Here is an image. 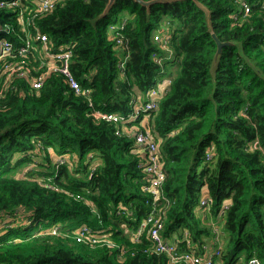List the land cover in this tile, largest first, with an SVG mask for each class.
Returning <instances> with one entry per match:
<instances>
[{
    "label": "trees",
    "instance_id": "trees-1",
    "mask_svg": "<svg viewBox=\"0 0 264 264\" xmlns=\"http://www.w3.org/2000/svg\"><path fill=\"white\" fill-rule=\"evenodd\" d=\"M197 1L115 0L104 14L109 0H60L36 17L52 44L72 47L89 91L53 74L38 90L16 77L0 98V264H172L149 228L136 237L155 209L140 131L166 175L164 238L181 246L188 229L201 250L210 243L208 197L214 214L229 205L225 264H264V0ZM15 14L0 8V24ZM152 88L156 110L123 123L95 115H134ZM81 226L113 244L79 242Z\"/></svg>",
    "mask_w": 264,
    "mask_h": 264
},
{
    "label": "built area",
    "instance_id": "built-area-1",
    "mask_svg": "<svg viewBox=\"0 0 264 264\" xmlns=\"http://www.w3.org/2000/svg\"><path fill=\"white\" fill-rule=\"evenodd\" d=\"M60 0H0V8L14 9L17 14L16 25L10 23L0 24V31L6 33L8 38L0 39V98L10 89L17 88L14 79L22 77L30 86L38 90L43 87L45 81L53 74H59L69 87L77 94L88 92L89 88L83 89L80 81L75 77L71 62L73 49L69 44L56 46L51 43L47 33L40 30L36 24L38 15L52 11ZM245 13L250 11V5L242 2ZM111 30L118 26L110 25ZM21 44L18 45L17 37ZM155 39L160 40L159 35ZM120 41V39H118ZM148 95L150 99L146 104L136 108L134 115H123L114 112L96 111L95 115L107 121L115 123L126 122L131 116H137L143 111L156 110L159 106V92L152 88ZM120 133V128L116 131ZM136 141L143 144L148 151L147 161L141 166L148 175L144 185L151 197L154 210L141 223L138 237L149 228V238L152 241L153 250L157 253L167 255L172 264H225L222 222L228 204L220 207L217 214L213 213V201L205 197L200 204L206 211L211 231V242L204 243L202 250L199 245L194 244L188 229H184L182 245L179 240L166 239L163 236L164 220L162 214L157 210L160 199L167 200L164 194V181L166 178L162 162L158 154L157 144L144 132L136 133ZM76 238L79 242L95 246L97 244H113L105 241L95 234L93 229L81 226L77 229ZM242 264H262V261L253 257Z\"/></svg>",
    "mask_w": 264,
    "mask_h": 264
},
{
    "label": "water",
    "instance_id": "water-1",
    "mask_svg": "<svg viewBox=\"0 0 264 264\" xmlns=\"http://www.w3.org/2000/svg\"><path fill=\"white\" fill-rule=\"evenodd\" d=\"M140 3H142L143 5L147 6L148 8L150 7V5L154 2H168V1H173V0H149V1H145V0H137ZM197 1V0H196ZM115 2V0H109L105 10H104V14H106L108 12V10L111 8V6L113 5V3ZM198 2V1H197ZM200 4V3H199ZM201 5V4H200ZM213 36L215 37V39L217 40L218 43V54H220L222 52V47L224 45V43H222L218 37L216 36V34L214 33Z\"/></svg>",
    "mask_w": 264,
    "mask_h": 264
},
{
    "label": "rangeland",
    "instance_id": "rangeland-1",
    "mask_svg": "<svg viewBox=\"0 0 264 264\" xmlns=\"http://www.w3.org/2000/svg\"><path fill=\"white\" fill-rule=\"evenodd\" d=\"M4 231L3 220L0 218V233Z\"/></svg>",
    "mask_w": 264,
    "mask_h": 264
}]
</instances>
